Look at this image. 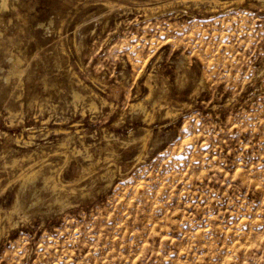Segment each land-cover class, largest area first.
I'll list each match as a JSON object with an SVG mask.
<instances>
[{"label": "rangeland", "instance_id": "obj_1", "mask_svg": "<svg viewBox=\"0 0 264 264\" xmlns=\"http://www.w3.org/2000/svg\"><path fill=\"white\" fill-rule=\"evenodd\" d=\"M0 264H264V0H0Z\"/></svg>", "mask_w": 264, "mask_h": 264}, {"label": "bare ground", "instance_id": "obj_2", "mask_svg": "<svg viewBox=\"0 0 264 264\" xmlns=\"http://www.w3.org/2000/svg\"><path fill=\"white\" fill-rule=\"evenodd\" d=\"M133 105V104H132ZM136 105V104H135ZM75 123V122H74ZM80 123V122H79ZM74 125V124H73ZM79 125H81V124H79ZM77 127V126H76ZM81 129V128H80ZM61 130L63 131V132H65L63 129H62V127H60V126H57V127H53L52 129H51V132H54V133H57V132H61ZM38 131V130H37ZM82 132V131H81ZM62 133V132H61ZM69 133V132H68ZM78 133V132H77ZM65 134H66V132H65ZM32 135V134H31ZM64 136V135H63ZM84 138V137H83ZM20 139V138H19ZM18 141V140H17ZM62 141V140H61ZM20 142V141H19ZM22 142V141H21ZM24 142V141H23ZM26 143V142H25ZM73 143V142H72ZM63 144V143H62ZM85 144V143H84ZM107 144V143H106ZM15 146V145H14ZM21 146V145H20ZM61 149V148H60ZM32 150V149H31ZM26 152H28L29 153V150L27 151L26 150ZM46 152V151H45ZM70 152V151H69ZM25 153V152H24ZM31 153H35V152H31ZM42 153V152H41ZM54 154V153H53ZM52 154V155H53ZM55 154H60V153H57V152H55ZM31 157H33V156H31ZM63 158V157H62ZM67 158V157H66ZM32 160V159H31ZM31 160H29L28 161V163L30 162V164H29V167H30V170L32 171V173H35L36 171H37V168L35 169V166L36 165H38V164H36V165H34V162H32ZM37 160V159H36ZM26 161V160H25ZM27 162V161H26ZM47 163V162H46ZM52 163V162H51ZM42 165H44V164H42ZM54 165V164H53ZM47 167V166H46ZM42 169H44V167H42ZM27 170H29V169H27ZM40 170H41V168H40ZM57 171H58V169H57ZM40 173H42L41 171H39ZM45 173V172H44ZM48 173V172H47ZM33 176L34 175H32V178H33ZM29 179H31V178H29ZM55 180V179H54ZM15 209V208H14Z\"/></svg>", "mask_w": 264, "mask_h": 264}]
</instances>
